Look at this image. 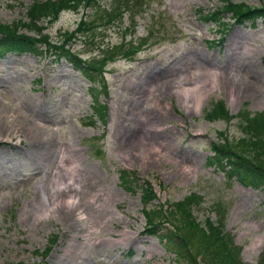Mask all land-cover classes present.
Here are the masks:
<instances>
[{
	"label": "rangeland",
	"instance_id": "1",
	"mask_svg": "<svg viewBox=\"0 0 264 264\" xmlns=\"http://www.w3.org/2000/svg\"><path fill=\"white\" fill-rule=\"evenodd\" d=\"M221 1L140 0L95 28L93 45L85 46L58 33L72 30L87 10L61 11L44 33L80 58H101L106 48L137 51L133 60L112 53L103 64V92L96 94L103 117L92 109L87 81L63 58L0 57V264H170L173 254L144 232L136 187L144 179L154 203L197 194L196 219L222 222L244 263L264 261L263 193L207 161L219 131L231 142L244 135L239 111L264 112V21L236 25L226 14L220 39L217 25L200 16ZM29 2L0 0V23L24 20ZM204 67L215 74V87L200 90L197 109L192 98L182 104L178 83H194L190 72ZM216 100L229 121L205 116ZM123 170L139 178L131 179L132 191L122 184ZM69 196L78 198L72 209ZM163 226L165 233L170 224ZM195 243L187 240L191 255Z\"/></svg>",
	"mask_w": 264,
	"mask_h": 264
},
{
	"label": "trees",
	"instance_id": "2",
	"mask_svg": "<svg viewBox=\"0 0 264 264\" xmlns=\"http://www.w3.org/2000/svg\"><path fill=\"white\" fill-rule=\"evenodd\" d=\"M101 1L103 0H31L25 7L24 20L0 23V55L15 52L36 56L46 54L51 56L52 60L64 58L89 84H99V88L90 86L88 89L93 95L97 108L102 111L99 115L103 116L105 106L99 104L95 98L96 92L103 91L104 87L101 84L102 66L106 61H111L112 53L122 56L132 54V46L127 50L117 47L114 51L108 48L100 49L98 54L102 55L101 58L83 59L75 52L65 49L61 40L51 42L49 35L43 32L48 24L57 20L61 11L86 9L87 12L82 14L73 30H63L58 35L65 43L69 40H73V43L79 40L83 46L87 42L93 45L89 38L94 37L95 28L118 21L122 12L131 11L137 2V0H110V3L104 7L101 6ZM226 14L232 23L241 24L249 21L253 24L258 18L264 20V5L254 7L244 2L233 3L222 0L218 7L203 14V18L225 28L226 22L222 21V18ZM20 29H25L33 35L19 32ZM205 116L211 121L231 119L221 101L212 102ZM239 116L242 117L240 129L243 130L244 135L231 142L232 140L228 139L224 132L219 131L217 140L209 144L213 156H209L207 161L226 168L228 176L236 175L235 178L240 183L259 189L264 196V112L250 116L249 112L243 110L239 111ZM120 178L129 191L133 190L131 179L139 180L138 177L129 175L124 170L121 171ZM136 187L140 193L141 211L145 218L144 232L156 236L162 242L164 250L173 254L170 264H246L240 258L239 248L224 233L222 222L214 223L208 218L200 222L193 215L192 208L199 202L197 194L191 193L178 201L166 202L164 205L153 202L157 197L147 179L142 180ZM164 222L170 224V228L165 233L162 232L166 229L163 226ZM179 228L185 230L184 234L179 232ZM187 240L196 242L195 252L192 253L194 255L190 254L186 245ZM47 252L48 248L40 255H46Z\"/></svg>",
	"mask_w": 264,
	"mask_h": 264
},
{
	"label": "bare ground",
	"instance_id": "3",
	"mask_svg": "<svg viewBox=\"0 0 264 264\" xmlns=\"http://www.w3.org/2000/svg\"><path fill=\"white\" fill-rule=\"evenodd\" d=\"M214 75L215 74L213 72H211L210 69L205 68V67L202 68L200 71L197 70L194 72H190L189 76L197 78L198 80L192 84L191 83H181V85L178 86V89L184 88V89H179V91L177 90V95L180 98V102L182 104H187V103H189V99L192 98V101L195 102L194 108L197 109L199 106V100H200V96H201L200 90L204 89V91H207L205 89H213L215 87L216 80H215ZM185 79L186 78H184V80ZM201 84H203L205 86L202 87ZM191 88H193L194 90ZM2 116L3 115H1V118L3 119ZM1 123H3V122H0V124ZM8 125H9L8 129H13V130L19 131V129L13 128V125H10V124H8ZM244 200H245V198H243L241 201H244ZM65 208L68 210L67 207H65Z\"/></svg>",
	"mask_w": 264,
	"mask_h": 264
},
{
	"label": "clouds",
	"instance_id": "4",
	"mask_svg": "<svg viewBox=\"0 0 264 264\" xmlns=\"http://www.w3.org/2000/svg\"><path fill=\"white\" fill-rule=\"evenodd\" d=\"M66 203V206L69 208V209H72L74 207L77 206L78 204V198L74 197V196H69L67 201L65 202ZM82 218V217H80Z\"/></svg>",
	"mask_w": 264,
	"mask_h": 264
}]
</instances>
